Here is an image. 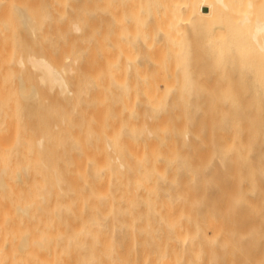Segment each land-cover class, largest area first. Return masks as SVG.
I'll use <instances>...</instances> for the list:
<instances>
[{"label": "bare ground", "instance_id": "1", "mask_svg": "<svg viewBox=\"0 0 264 264\" xmlns=\"http://www.w3.org/2000/svg\"><path fill=\"white\" fill-rule=\"evenodd\" d=\"M0 264H264V0H0Z\"/></svg>", "mask_w": 264, "mask_h": 264}]
</instances>
